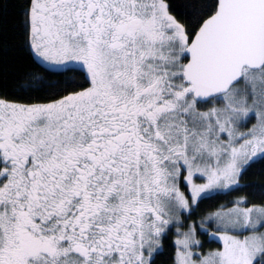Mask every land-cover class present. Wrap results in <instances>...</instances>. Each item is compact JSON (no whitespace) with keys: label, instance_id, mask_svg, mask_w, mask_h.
Instances as JSON below:
<instances>
[{"label":"snow or ice","instance_id":"obj_1","mask_svg":"<svg viewBox=\"0 0 264 264\" xmlns=\"http://www.w3.org/2000/svg\"><path fill=\"white\" fill-rule=\"evenodd\" d=\"M17 34L0 264H264V185L189 219L264 163V0H0L5 71Z\"/></svg>","mask_w":264,"mask_h":264},{"label":"trees","instance_id":"obj_2","mask_svg":"<svg viewBox=\"0 0 264 264\" xmlns=\"http://www.w3.org/2000/svg\"><path fill=\"white\" fill-rule=\"evenodd\" d=\"M11 47L7 59L9 61L7 65V70L5 71V65L3 60H0V90L7 87L9 89L15 87L16 83H19V77L23 72L28 70V67L32 65L31 57L29 56L26 49L23 48V36L17 34L15 37H10ZM3 53H0V56H3ZM38 71H43V69H37ZM82 75L80 71L74 69H68L59 74L60 78L64 76L68 77H77L79 78ZM244 182L250 183L252 188L242 189L239 192L230 193L227 196H220L215 201H205L201 204L200 208L197 210V214L189 217L190 220H197L202 215L225 200H228L232 197L238 195H246L253 199L254 202H259L261 199L260 186L264 185V163L254 164L247 172L245 176L242 177ZM253 189L255 191H253ZM202 240H206V237L201 236ZM214 243H206L205 247H216ZM157 264H166L165 256H161L157 260Z\"/></svg>","mask_w":264,"mask_h":264},{"label":"rangeland","instance_id":"obj_3","mask_svg":"<svg viewBox=\"0 0 264 264\" xmlns=\"http://www.w3.org/2000/svg\"><path fill=\"white\" fill-rule=\"evenodd\" d=\"M197 182H201V181H197Z\"/></svg>","mask_w":264,"mask_h":264}]
</instances>
